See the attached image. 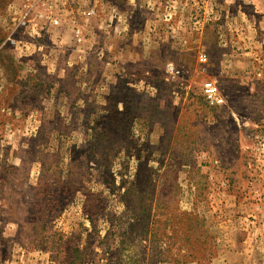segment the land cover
I'll return each mask as SVG.
<instances>
[{"label":"rangeland","instance_id":"1","mask_svg":"<svg viewBox=\"0 0 264 264\" xmlns=\"http://www.w3.org/2000/svg\"><path fill=\"white\" fill-rule=\"evenodd\" d=\"M74 1L0 0L4 263L264 264V0L248 47L192 28L103 34L81 17L101 0L93 15ZM37 4L90 48L74 58L46 23L12 35Z\"/></svg>","mask_w":264,"mask_h":264},{"label":"crops","instance_id":"2","mask_svg":"<svg viewBox=\"0 0 264 264\" xmlns=\"http://www.w3.org/2000/svg\"><path fill=\"white\" fill-rule=\"evenodd\" d=\"M257 1L204 0V4L201 5L204 10H195L194 12L196 13L191 14L195 6L193 3L189 5V0H101L99 4L100 9L98 8L99 13L96 15L98 19L89 18L83 12L81 13V17L86 23H90L91 25L94 23L96 31L99 29L103 34L113 33L118 36L123 31L124 33L133 32L136 37H141L143 33H171L192 28L202 35L210 31H213L216 35L218 34L216 36L218 46L224 43V45H242L248 47L256 42L253 36L254 30L250 28V21L253 16L250 12L253 5H256L259 9ZM74 2L79 3L80 7L89 8L87 3L90 0H75ZM94 2L98 1L94 0ZM209 5L216 11L213 17L218 16L217 21L214 20L213 24L207 25V22L202 21V18L206 19ZM39 6L40 4H37V6L33 5L29 9L25 8L26 10L19 16V21L24 18L27 21V25L24 28L18 22L17 26H13L12 35L21 32L23 29L30 34L38 33V29L44 26L42 25L43 23H46V27L43 30L46 29L48 31L47 36L49 40L53 39L58 42L59 38H61L60 42H63V45H73L75 49L78 48L77 56L74 58H78L85 50L87 51L90 48L88 45V43H91L90 41L85 40L82 45H77L75 41L73 42L71 30L67 26L57 27L46 21L43 17L44 13L40 15L42 10ZM247 9L248 11H246ZM193 15H195L196 19L194 23H191L188 19ZM39 16L42 17L36 20ZM87 27H89L88 24H86L85 29ZM226 29L228 31L224 35ZM19 39L16 42L18 43L17 46H20L21 40ZM34 42L40 45L21 42V49H23L25 55H28L32 49H37L35 47H38V49L43 47L37 40ZM20 63L21 65H26L25 61L20 60ZM6 258L7 256L4 258L0 256V264H5Z\"/></svg>","mask_w":264,"mask_h":264},{"label":"built area","instance_id":"3","mask_svg":"<svg viewBox=\"0 0 264 264\" xmlns=\"http://www.w3.org/2000/svg\"><path fill=\"white\" fill-rule=\"evenodd\" d=\"M85 13L87 15H93L95 13V8L94 7L87 8ZM44 16L46 17V20H48V22L53 24L54 26H59L62 23L61 18H60V14L56 11H52V13H50V12L45 13ZM19 22H20L22 27H24V28L26 27V25H27L26 19L23 18ZM74 31H75L76 40L80 42L82 40L81 29L77 26L76 28H74ZM9 41L11 43L16 44L17 38H15V37L11 38L10 37ZM204 93H205L206 97L208 98V100L213 104H219V103H222V101H223V98L219 92V87L213 81H209V82L205 83Z\"/></svg>","mask_w":264,"mask_h":264}]
</instances>
